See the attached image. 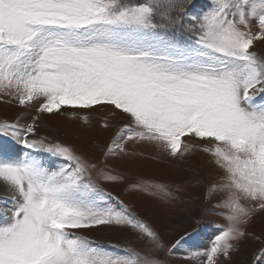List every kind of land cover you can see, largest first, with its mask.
<instances>
[{"label": "snow or ice", "instance_id": "6c2138e0", "mask_svg": "<svg viewBox=\"0 0 264 264\" xmlns=\"http://www.w3.org/2000/svg\"><path fill=\"white\" fill-rule=\"evenodd\" d=\"M186 2L0 0V94L21 106L35 103L38 113L127 116L105 156L126 153L133 141L182 158L193 138L204 142L201 151L221 173L209 192L223 194L218 206L227 224L190 256L219 264L240 250L249 236L244 226L264 211V103H254L264 94V57L251 50L264 40V0H213L196 15ZM39 119L23 128L2 123L0 136L65 164L50 171L31 153L14 158L0 144V181L13 194L0 220V264H161L153 254L163 248L157 232L122 202L106 204L115 198L93 180L119 177L97 173V164L70 146L28 139ZM133 187L176 199L164 184ZM100 226L130 228L146 251L110 252L71 231ZM250 264H264V247Z\"/></svg>", "mask_w": 264, "mask_h": 264}, {"label": "rangeland", "instance_id": "374dc122", "mask_svg": "<svg viewBox=\"0 0 264 264\" xmlns=\"http://www.w3.org/2000/svg\"><path fill=\"white\" fill-rule=\"evenodd\" d=\"M193 1L187 0L186 9ZM200 1L201 8H197V11L191 14L188 12L189 15L208 10L213 2V0H209L210 3ZM132 2H142V0H132ZM177 35L182 40L190 38L187 31H177ZM251 50L257 56L264 57V40L256 41ZM261 95L262 97L256 95L254 103H264V94ZM37 107L35 103L21 106L17 100L0 94V124L6 122L23 128L32 122L33 117L39 115L35 133L28 134L27 138L44 139L45 143L59 142L70 146L90 162L96 163L97 173L103 169L119 177L117 180H105L102 176L94 174L93 180L105 193H111L115 198L105 201L106 204L118 207L122 202L157 232L163 248L153 254L161 264H202L203 257L194 259L191 258L190 252L177 253L175 249L170 248L177 240L195 229L210 227L216 231L212 239L206 243L208 248L210 242L227 224L223 215L227 210L218 206L223 194L209 192V184L219 180L221 173L212 157L201 151L204 142L193 138L191 140L194 145L193 150L182 158L171 157L155 145L133 141L126 144V153L105 156L116 132L128 122L127 116L118 115L113 118L107 111L67 108H62L58 113H38ZM84 116L88 117L87 122L83 119ZM105 122L109 124L108 128L103 127ZM84 127L88 130L82 132ZM24 135L25 133L22 132L21 136ZM0 137L18 143L10 135ZM145 182L167 185L176 199H162L159 195L133 187V185H143ZM11 193L10 188L8 193L0 192V195H10V200L2 201L4 213L12 209L13 194ZM3 214H0V220H3ZM244 227L249 236L242 243L240 250L233 253L231 259L220 258L219 264H250L254 256L264 247V211L255 212ZM71 231L86 236L94 242V246L110 252L119 253L126 248L146 251L145 244L127 227L100 226ZM204 246L201 245V250L197 252L206 250V247L203 249Z\"/></svg>", "mask_w": 264, "mask_h": 264}, {"label": "bare ground", "instance_id": "6f19581e", "mask_svg": "<svg viewBox=\"0 0 264 264\" xmlns=\"http://www.w3.org/2000/svg\"><path fill=\"white\" fill-rule=\"evenodd\" d=\"M42 121V120H41ZM26 123H29V121H26ZM42 123V122H41ZM88 128L87 127H84L82 128V132H85L87 131ZM154 148V147H153ZM9 191V188H8V185L5 184L3 181H0V192H4V193H8Z\"/></svg>", "mask_w": 264, "mask_h": 264}]
</instances>
